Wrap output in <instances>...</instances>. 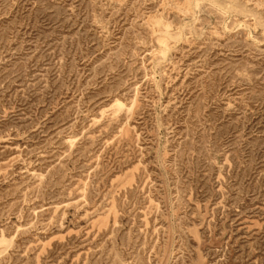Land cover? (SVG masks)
I'll return each mask as SVG.
<instances>
[{
	"label": "rangeland",
	"instance_id": "374dc122",
	"mask_svg": "<svg viewBox=\"0 0 264 264\" xmlns=\"http://www.w3.org/2000/svg\"><path fill=\"white\" fill-rule=\"evenodd\" d=\"M0 264H264V0H0Z\"/></svg>",
	"mask_w": 264,
	"mask_h": 264
}]
</instances>
